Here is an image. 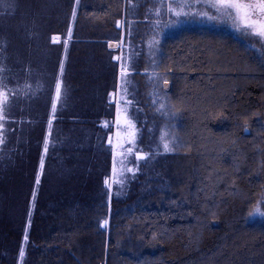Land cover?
<instances>
[{"label":"trees","instance_id":"obj_1","mask_svg":"<svg viewBox=\"0 0 264 264\" xmlns=\"http://www.w3.org/2000/svg\"><path fill=\"white\" fill-rule=\"evenodd\" d=\"M15 1L21 4L19 10L14 6L16 16L31 12V0ZM43 2L34 7L37 12L43 13ZM56 2L61 11L50 15L47 25L56 26L63 40L59 58L48 59L45 73L55 81L63 76L66 102L54 117V145L39 186L51 105L30 112L24 110L26 100L16 101L4 119L0 264H264V223L252 221L264 198V56L245 39L214 28L186 27L163 40L153 75L156 92L167 94L178 110V119L169 120L152 103L145 85L149 58L133 38L130 114L138 137L130 168L135 174L124 178L123 186L115 183L109 207L103 177L112 163L103 125L112 128L115 122L107 95L119 75L108 42L127 1ZM27 29L24 25L18 35ZM1 46L7 75L25 78L13 41L8 49ZM45 47L49 57L56 54L48 43ZM86 93L101 94L91 100ZM164 130L176 140L167 154L160 141ZM137 151L148 159L137 161Z\"/></svg>","mask_w":264,"mask_h":264},{"label":"rangeland","instance_id":"obj_2","mask_svg":"<svg viewBox=\"0 0 264 264\" xmlns=\"http://www.w3.org/2000/svg\"><path fill=\"white\" fill-rule=\"evenodd\" d=\"M57 0H44L45 4L44 9L42 10L43 13L37 12L34 7L40 6V0H31L30 10L31 12L25 13L24 10L22 11L21 15H15L14 13V6H16L15 10H19L21 4L18 2H9L11 5L8 6V2L0 1V46L4 45L9 47L13 41V47L16 49V57L19 58L18 61L20 62L21 73L26 74L25 78L23 75H20L18 79L16 76L13 77L12 73L10 72V76L7 75L5 69V62L2 58H0V91H4L7 93V99L5 103V111L4 115H8L12 111V103L16 101H27V105L24 107V110L33 112V111H41L43 108H48L47 105H52L55 100V85L57 82H62V94L61 99L57 102V108L54 117L57 115V111L59 107L63 103V99L66 102V83L64 82L63 76L59 78L58 81L52 80V78H48L45 73L46 65H49L48 62L55 58V62L57 58H59V50L57 47L62 45V36L57 35L54 25H47V21L49 22L51 16L55 13L58 14L59 10L58 6L56 5ZM127 1L128 10L126 11V7L124 9V17L120 19L124 24L123 28L116 27L118 32L114 35V37L108 42V50L110 54L111 60L116 65L115 71L117 72V76L119 75V63L123 62L126 67L129 68V74L127 77L124 78V88L126 89L125 99L131 101L128 107V115L131 118L130 114V105L133 104V93H131L134 83L131 80V77L135 75L133 72V65L135 63L134 60V47H131L133 43V38L143 46V49L146 51V55L149 58V65L146 66L145 72L149 74V77H146L145 85L148 88H151V93L149 96L151 97L152 103L154 106L158 107L159 103L161 102L159 97L162 95L159 94L160 92H156V76L153 75L155 70V63L154 60L159 52V47L163 40L171 38L176 32L182 30L186 27H193L196 29H205V28H214L215 30L219 31H229L235 34L236 36L240 37L241 39H245L247 43L258 50V52L264 56V41H260L259 38L246 35L244 31H237L231 24L228 18L223 19H213L209 20L204 16V13L207 12L208 15L213 17H218L219 14L216 10L209 6L211 0H124ZM43 2V3H44ZM171 5L173 8L172 12L168 11V6ZM56 9V10H54ZM35 11L36 13L32 12ZM176 12H181L180 16H176ZM30 13V14H29ZM187 13V15H184ZM50 16V17H49ZM148 17L150 21L148 24H142L141 22H135L132 24V20L135 21L137 19H146ZM20 17V18H19ZM49 17V18H48ZM49 19V20H48ZM132 19V20H131ZM24 21V22H22ZM34 21V22H33ZM128 23V24H127ZM117 24V23H116ZM24 25H27V31L22 35H18L21 33ZM35 25L38 27L35 28ZM23 26V27H20ZM30 26V27H29ZM40 29L39 27H42ZM18 28V29H16ZM32 29H38L37 31H31ZM46 29V30H45ZM44 32V35H43ZM46 32V33H45ZM47 35H49L48 40L46 39ZM59 36L60 41L59 43H52V37ZM45 39L47 40L48 46L54 47L53 50L56 51V54H53L49 57L47 53L49 52L48 47H45L46 44ZM154 40H158V44H153ZM135 41V40H134ZM152 45V46H150ZM2 48V46L0 47ZM8 49V48H7ZM120 56L121 61H115V57ZM52 57V58H51ZM152 63V64H151ZM29 64V65H28ZM5 66V67H4ZM26 67V68H25ZM9 72V71H8ZM133 75V76H132ZM136 80L137 77L135 76ZM18 81H16V80ZM117 79V80H116ZM116 83L115 87L112 88L111 91L108 93V110L111 114L114 115L115 118V104L112 101V94L116 93V99H120V94L122 89L119 87L121 81L120 77L118 76L115 78ZM69 88V87H68ZM100 96L101 93H86L85 95L88 96V99H93L94 97ZM103 95V94H102ZM17 98L15 99V97ZM155 101V103L153 102ZM29 105V106H28ZM46 105V106H45ZM45 106V107H44ZM52 113V111H51ZM52 116L51 119V128L49 129V124L46 129L44 142L45 140L48 141V152L45 154L41 152L40 161H44V171L43 174L40 176V184L45 173V166H46V158L48 156L49 150L51 145H54V123L55 119ZM115 120V119H114ZM4 121L0 122L3 124ZM37 130V129H35ZM35 130L32 133V141L28 138L27 143L30 145H34L36 140V133ZM115 122L112 128L108 127L106 133L103 134V144L107 147L111 155V163H112V150L110 145L107 143L108 137L111 136L113 140L115 139ZM6 129H4L3 124V132L0 135L5 137ZM168 132V130H164L163 133ZM50 133V135H49ZM38 134V133H37ZM6 142L0 143V149L5 146ZM44 145V144H43ZM31 148V146H29ZM28 148V150H29ZM38 149L39 146H38ZM0 150V153H1ZM27 151V150H26ZM35 151V147H34ZM26 153V152H25ZM30 155V153L27 151ZM26 153L25 157H29ZM132 154L127 155L124 160L125 168H130L132 163ZM26 159V158H25ZM118 160V172L116 179L117 181H123L129 174V172L124 171L123 174L120 173V158ZM40 164V162H39ZM39 169V168H38ZM112 164L109 169V173L103 177V183L105 179L112 178ZM39 174V170H38ZM37 174V175H38ZM103 176V173L100 174ZM120 184V183H119ZM114 185L112 187L111 192H109L108 188L103 185L105 188V192L107 193V204L109 205V196L113 195ZM257 211L264 213V198L259 203L258 208L255 210L254 213ZM252 221L256 223H264V217L259 214H254L252 216Z\"/></svg>","mask_w":264,"mask_h":264},{"label":"snow or ice","instance_id":"obj_3","mask_svg":"<svg viewBox=\"0 0 264 264\" xmlns=\"http://www.w3.org/2000/svg\"><path fill=\"white\" fill-rule=\"evenodd\" d=\"M77 6H79L80 0H75ZM210 7L214 8L216 12L219 14L218 17H213L208 15L207 12L204 13V16L209 19H223L228 18L232 24V26L237 31H244L246 35H251L259 38L260 41H264V0H211ZM168 11L172 12L173 8L171 5L168 6ZM181 12H176V16H180ZM72 20L76 19V11L72 12ZM187 15V13H184ZM117 27L123 28L124 24L121 21H117ZM72 36L71 28L68 29L67 38L70 40ZM60 37L53 36L52 43H59ZM158 40H154L153 44H158ZM152 46V45H150ZM264 47V45H262ZM115 59L120 62L121 57L116 56ZM60 73H63V66H60ZM129 74V68L123 62L119 63V77H120V85L119 87L122 89L120 94V99H116V93L112 94V101L115 104V139L111 136L108 137L107 143L110 145L112 150V178L105 179L104 184L108 188L109 192H111L114 183H120L123 186V181H117L116 176L118 172V160L120 164V173L123 174L124 171L135 174V170L133 168H125L123 160L127 155H131L136 148L137 145V137H138V129L136 123L129 117L128 115V107L131 101L125 99L126 89L124 88V78ZM158 81H160L163 85L168 84V80L162 77H157ZM62 94V82H57L55 85V100L51 105V111L53 117L56 112L57 102L61 99ZM7 99V93L4 91H0V122L4 121L5 115V103ZM160 103L156 109L162 116L166 117L169 120L178 119V110L176 105L168 98L167 94L159 97ZM155 103V101H153ZM105 128L109 127L108 123L105 122L103 125ZM51 128V121H49V129ZM245 131H248V128L245 127ZM3 132V124L0 123V133ZM50 135V133H49ZM4 137L0 135V143H3ZM161 145L164 153H169L173 150L170 147V143L175 145V137H169L167 132L163 133L160 136ZM43 152L47 154L48 152V141L45 140L43 145ZM135 158L137 161L147 160L148 155L142 152L137 151L135 154ZM138 170V169H137ZM44 171V161L41 160L39 164V174L35 180L36 186L40 184V176ZM35 201V196H33V203ZM111 202V196H109V205ZM254 214H259L264 217V213L257 211ZM30 224V220H29ZM102 227L107 229L109 227L108 220H105L102 224ZM155 239V237H153ZM28 236H24V241L27 242ZM19 256L23 258L24 252L20 251Z\"/></svg>","mask_w":264,"mask_h":264},{"label":"flooded vegetation","instance_id":"obj_4","mask_svg":"<svg viewBox=\"0 0 264 264\" xmlns=\"http://www.w3.org/2000/svg\"><path fill=\"white\" fill-rule=\"evenodd\" d=\"M0 1H1V2H2V1H12V2H14L15 0H0Z\"/></svg>","mask_w":264,"mask_h":264},{"label":"water","instance_id":"obj_5","mask_svg":"<svg viewBox=\"0 0 264 264\" xmlns=\"http://www.w3.org/2000/svg\"><path fill=\"white\" fill-rule=\"evenodd\" d=\"M115 61H117L116 59H115ZM1 150V149H0Z\"/></svg>","mask_w":264,"mask_h":264}]
</instances>
